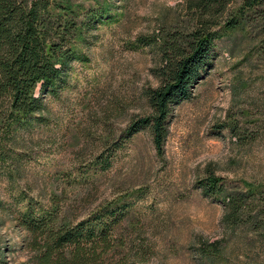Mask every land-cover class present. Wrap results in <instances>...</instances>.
<instances>
[{"label":"rangeland","instance_id":"1","mask_svg":"<svg viewBox=\"0 0 264 264\" xmlns=\"http://www.w3.org/2000/svg\"><path fill=\"white\" fill-rule=\"evenodd\" d=\"M111 1L86 40L70 39L80 55L40 112L13 127L16 159L0 160V264H39L41 239L23 217L74 225L99 210L110 245L82 264L264 263L259 237L225 224L222 197L197 183L211 172L226 188L264 184V5L241 22L230 0L207 71L172 108L157 153L147 127L125 131L149 112L142 91L158 84L163 32L189 26L192 0ZM211 242L218 256L206 253Z\"/></svg>","mask_w":264,"mask_h":264},{"label":"trees","instance_id":"2","mask_svg":"<svg viewBox=\"0 0 264 264\" xmlns=\"http://www.w3.org/2000/svg\"><path fill=\"white\" fill-rule=\"evenodd\" d=\"M110 2L95 1L81 10L82 4L74 8L68 0H0V160L13 161L12 143H17L13 127L40 112L42 94L63 79L65 68L79 54L70 39L77 33L88 38L103 14L111 11ZM229 2L192 0L189 26L163 32L155 70L158 84L142 91L149 112L128 124L126 136L147 127L154 150L161 153L167 117L175 105L191 96L193 84L206 73L208 52L218 36L213 28ZM262 5L264 0H240L234 12L242 22L244 10L256 13ZM232 21L229 27L236 25ZM13 168L15 171L17 165H11ZM197 183L204 194L222 197L225 224L247 227L264 245V184L240 180L242 189L226 188L222 178L211 172ZM100 211L74 225L64 221L53 224V217H23L26 229L41 239L35 247L39 264H82L96 259L95 249H100V254L106 251L110 244ZM65 244L69 247L63 249ZM206 253L218 256L220 248L211 242Z\"/></svg>","mask_w":264,"mask_h":264}]
</instances>
